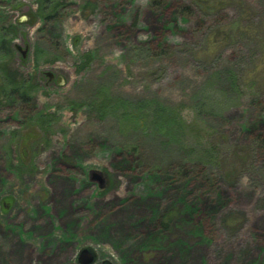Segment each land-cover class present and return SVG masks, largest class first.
<instances>
[{"label":"rangeland","instance_id":"obj_1","mask_svg":"<svg viewBox=\"0 0 264 264\" xmlns=\"http://www.w3.org/2000/svg\"><path fill=\"white\" fill-rule=\"evenodd\" d=\"M16 4L0 264H264V0Z\"/></svg>","mask_w":264,"mask_h":264},{"label":"flooded vegetation","instance_id":"obj_2","mask_svg":"<svg viewBox=\"0 0 264 264\" xmlns=\"http://www.w3.org/2000/svg\"><path fill=\"white\" fill-rule=\"evenodd\" d=\"M11 12V9L13 11H16L18 9V5L16 4V0H0V58H5L10 55V50L13 48L20 53V55L23 58V53H26V56L28 55L29 48H26L24 51L22 49H19L17 46H13L11 43L13 42L11 37L14 35L13 30L10 28H6L3 26L5 20L7 18V14L10 15L8 12H3L5 9ZM12 30V32H11ZM12 52V51H11ZM24 59V58H23ZM22 61V60H21ZM2 63L3 61L0 60V99H3L4 103H6L8 106L15 105L20 106L21 104L27 103V98L32 95V92L29 90L32 89V77L29 76L28 79L22 80L25 85L29 84L28 88L24 85V87L21 86L20 77L17 75L19 74L16 70H11L8 66L5 67ZM26 63V62H25ZM18 76V77H15ZM20 75V74H19ZM49 81V80H48ZM51 83L57 84V78L53 75V78ZM8 84L9 88L5 90V92L2 90V86ZM6 93L9 94V99L13 98L15 103H12L10 101L6 100ZM29 103V102H28ZM1 105V103H0ZM26 149H22V152L20 155H18V158L22 162L30 161L31 158V152L25 151ZM29 155V156H28ZM104 177V175H102ZM105 179V177H104ZM105 182V180H104Z\"/></svg>","mask_w":264,"mask_h":264},{"label":"water","instance_id":"obj_3","mask_svg":"<svg viewBox=\"0 0 264 264\" xmlns=\"http://www.w3.org/2000/svg\"><path fill=\"white\" fill-rule=\"evenodd\" d=\"M19 49H21L19 47ZM26 53H23V58H25ZM45 76L48 78L49 81H51V79L53 78V74L51 73H46ZM60 79H57V85L60 84ZM89 176L91 178L92 181H97L99 183V186L102 187L104 184V178L102 176V174H100L97 171H92L89 173ZM96 261V257L93 253V251L91 249L88 248H84L82 249L79 254H78V258H77V262L78 264H94Z\"/></svg>","mask_w":264,"mask_h":264},{"label":"trees","instance_id":"obj_4","mask_svg":"<svg viewBox=\"0 0 264 264\" xmlns=\"http://www.w3.org/2000/svg\"><path fill=\"white\" fill-rule=\"evenodd\" d=\"M58 7H59V5H58ZM47 18H49V17L46 16L45 19H47ZM84 67L85 66L83 65V68ZM24 85H25V83L22 81L21 86L24 87ZM1 88L5 92V90H7L9 88V85L8 84H5ZM6 96H7L6 97V100L7 101H10L12 103H15V101H13L14 100L13 98H11V100L9 99L10 98L9 97V94L6 93ZM173 216H174L173 213L170 211V212H167V213L161 215V217L157 220V223L159 224V226H160V228L162 230H168L171 222L173 221Z\"/></svg>","mask_w":264,"mask_h":264}]
</instances>
